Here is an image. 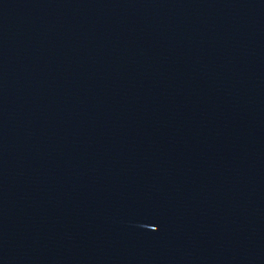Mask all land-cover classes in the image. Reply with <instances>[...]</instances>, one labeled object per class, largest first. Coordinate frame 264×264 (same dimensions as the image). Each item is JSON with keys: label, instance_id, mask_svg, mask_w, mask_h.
Segmentation results:
<instances>
[{"label": "water", "instance_id": "95a60500", "mask_svg": "<svg viewBox=\"0 0 264 264\" xmlns=\"http://www.w3.org/2000/svg\"><path fill=\"white\" fill-rule=\"evenodd\" d=\"M0 264H264V0H0Z\"/></svg>", "mask_w": 264, "mask_h": 264}]
</instances>
